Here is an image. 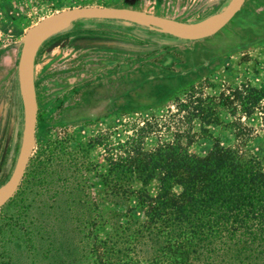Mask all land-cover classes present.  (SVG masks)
<instances>
[{"label":"rangeland","instance_id":"374dc122","mask_svg":"<svg viewBox=\"0 0 264 264\" xmlns=\"http://www.w3.org/2000/svg\"><path fill=\"white\" fill-rule=\"evenodd\" d=\"M230 1L0 0V187L12 172L22 137L18 61L29 27L57 11L87 5L203 24ZM33 73L36 143L22 181L37 155L65 137L76 143L94 139L93 152L101 159L124 142L144 149L178 143L203 155L217 141L257 158L264 168V92L257 93L261 98L248 116L239 104L253 93L250 88L264 86V0H244L225 26L198 40L121 20H76L41 37ZM197 105L210 109L214 120L203 121ZM17 191L0 208V264H81L61 253H35L18 233L8 238L12 233L1 217L10 215Z\"/></svg>","mask_w":264,"mask_h":264},{"label":"trees","instance_id":"16d2710c","mask_svg":"<svg viewBox=\"0 0 264 264\" xmlns=\"http://www.w3.org/2000/svg\"><path fill=\"white\" fill-rule=\"evenodd\" d=\"M251 90L239 99L247 116L264 86ZM199 110L212 121L210 109ZM94 142L65 137L37 155L1 217L8 238L18 233L33 252L81 264H264L257 158L215 141L203 155L178 143L124 142L101 159Z\"/></svg>","mask_w":264,"mask_h":264},{"label":"water","instance_id":"95a60500","mask_svg":"<svg viewBox=\"0 0 264 264\" xmlns=\"http://www.w3.org/2000/svg\"><path fill=\"white\" fill-rule=\"evenodd\" d=\"M243 2L244 0H231L218 15L203 24L180 22L132 8L87 5L57 11L29 27L22 40L18 61L23 104V131L12 172L5 184L0 187V208L17 191L35 148L37 102L33 75V57L35 47L45 33L80 19H112L135 23L180 39L198 40L215 34L225 26L240 9Z\"/></svg>","mask_w":264,"mask_h":264},{"label":"flooded vegetation","instance_id":"af4514ba","mask_svg":"<svg viewBox=\"0 0 264 264\" xmlns=\"http://www.w3.org/2000/svg\"><path fill=\"white\" fill-rule=\"evenodd\" d=\"M34 86H35V83H34ZM35 94H36V92H35Z\"/></svg>","mask_w":264,"mask_h":264}]
</instances>
